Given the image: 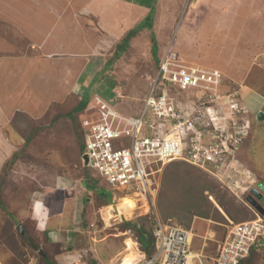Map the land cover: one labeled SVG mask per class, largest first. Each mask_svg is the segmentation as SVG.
Here are the masks:
<instances>
[{
  "label": "rangeland",
  "instance_id": "374dc122",
  "mask_svg": "<svg viewBox=\"0 0 264 264\" xmlns=\"http://www.w3.org/2000/svg\"><path fill=\"white\" fill-rule=\"evenodd\" d=\"M32 1L0 0V49L5 54L11 50L9 54L20 61L0 66V91L8 89L16 98L5 104L0 101V140L6 145L0 143V264H46V257L58 264H120L127 238L137 243L140 254L144 253L138 232L124 222H136L152 232V211L143 199L137 202L132 218L117 215L114 204L125 193L113 191L97 171L84 163L80 126L90 107L91 111L100 107L96 93L123 114H138L159 58L170 45L185 64L222 75V105L215 104L213 123L206 117L212 130L214 122L218 131L224 130L217 140L231 148L224 152L217 167L207 166L214 173L182 159L162 168L159 165L161 170L154 175L157 192L153 210L165 221L192 228L195 249L216 252L233 223L253 217L246 198L256 182L264 183V119L257 118L264 106L252 108L249 103L253 95H264V0H183L175 14L173 32L168 30L164 40L158 39L156 57L150 37L131 43L133 34L125 50H116L118 44L110 38L114 43L111 50L91 54L88 50H63L64 55H55L51 61H42L31 45L44 40L54 43L56 36L51 33L45 38L32 31L40 22L39 15H45L40 34L46 35L61 12V1L54 2L57 12L33 7ZM40 1L45 4L50 0ZM56 46L47 47L52 50ZM31 60L36 62L31 64ZM55 60L58 66L53 65ZM68 62L73 71L68 70ZM73 75L77 76L75 82ZM89 86L94 91L89 103L69 117L67 113ZM197 95L199 92L191 90L180 92L178 97L190 106L202 107L206 114L208 103L202 104ZM224 99L239 110L224 103ZM88 173L97 178L94 188L85 186L86 180L91 182ZM101 193L112 202L108 204ZM42 203L50 211L48 228L60 229L59 237L42 230L41 225H46L32 216V206L36 209ZM108 205L114 207V217H107ZM204 212L210 217H203ZM19 224L24 225L23 233ZM25 235L33 238L37 247L31 246ZM259 261L255 258L252 264Z\"/></svg>",
  "mask_w": 264,
  "mask_h": 264
},
{
  "label": "built area",
  "instance_id": "2783aa9c",
  "mask_svg": "<svg viewBox=\"0 0 264 264\" xmlns=\"http://www.w3.org/2000/svg\"><path fill=\"white\" fill-rule=\"evenodd\" d=\"M221 88L219 71L185 64L170 45L159 58L138 114L127 116L96 93L100 107L97 111H91L90 107L89 115L82 120L84 163L87 157L86 165L97 171L113 191L139 194L153 213L154 250L150 255L141 253L136 264H240L253 250L260 256L258 264H264V213L247 198L254 216L233 223L213 254L193 247L192 228L165 221L153 210L157 192L154 175L164 165L182 159L204 169L210 164L217 167L224 152L231 148L217 140L224 130L218 131L214 122L217 134L213 135L216 131L210 127L215 119L212 115L215 104H221L223 99ZM191 90L199 92L197 99L203 100L202 104H209L205 107L206 114L202 107L190 106L178 97L180 92ZM228 100L223 102L239 110ZM207 138H211L209 142Z\"/></svg>",
  "mask_w": 264,
  "mask_h": 264
},
{
  "label": "crops",
  "instance_id": "0c3cea01",
  "mask_svg": "<svg viewBox=\"0 0 264 264\" xmlns=\"http://www.w3.org/2000/svg\"><path fill=\"white\" fill-rule=\"evenodd\" d=\"M56 0H50L48 3L40 4V0H33V7L37 6L39 8L44 7V11L57 12L54 8V2ZM61 1L58 6V10L61 11L59 16L47 32L46 35L40 34L45 27V15H39L40 22L36 24L37 27L32 31L34 34H38L46 38L48 34H53L56 36L54 38L56 42L46 43L45 40L41 42H32V50H38L41 54V59L50 60L55 55L65 54L63 50H88L95 53V50H111L114 43H110V38L118 44L116 50H122L124 48V41L128 38L129 32L137 27L139 24L146 22L147 17L153 13L152 26H149V23L142 29L138 30L135 35L132 37L131 43L134 40H140L150 37V41L153 37L156 38L157 45L159 46L158 39L162 38L164 40L165 35L168 30L170 33L173 32L174 24L176 23V13L179 9L180 4L183 0H57ZM219 2V0H214ZM53 3V4H52ZM226 6V4H223ZM241 4H239L240 6ZM251 3L248 5V12L251 14ZM154 6V12L152 8ZM236 6V5H234ZM238 6V5H237ZM173 7V8H172ZM173 9V10H172ZM68 10V13L65 11ZM72 12V14H71ZM255 12V10H254ZM172 15V17H171ZM256 17V16H255ZM53 17H51L52 22ZM172 24L169 23L171 22ZM254 21V20H253ZM264 21V20H263ZM5 23V22H2ZM255 23V21H254ZM8 24L10 22L8 21ZM13 26L14 22L11 21ZM14 29V28H13ZM57 29L56 33L53 31ZM104 33V34H103ZM107 33V35H105ZM108 38L106 41L105 38ZM131 39V38H130ZM64 40V41H60ZM104 42V43H103ZM107 42V43H106ZM57 46L49 50L47 46ZM129 44V43H128ZM127 48V47H126ZM125 50V49H124ZM4 50L0 49V66L9 61H19L15 57L11 56L9 52L4 53ZM91 54V53H90ZM26 61V60H25ZM30 60H27L28 65L30 66ZM35 60H31V64ZM20 62V61H19ZM36 62V61H35ZM53 65L58 66V60L52 61ZM64 63V60L63 62ZM68 70L73 71L72 64L68 62ZM64 70V75H63ZM42 71V69H41ZM58 71V69H57ZM62 77L66 80L65 69H62ZM73 82L77 80V76H72ZM67 81V80H66ZM25 84V83H24ZM5 86V85H4ZM3 86V87H4ZM30 87V84L25 87L26 89ZM8 90V89H6ZM3 89L0 91V101L1 103H10L13 100L16 101V98ZM251 107L264 106V95L259 93L252 96V101L249 100ZM2 116V115H1ZM4 116H7L5 113ZM2 116V117H4ZM0 143L5 145V141L2 139ZM6 147V145H5ZM87 187V186H86ZM39 210V212L37 211ZM31 214L36 220V222H42L46 225L45 227L41 225L42 230L49 231L50 235H57L59 237L60 229L57 228H48L49 221L51 219L50 211L47 209L45 203L40 204L39 206H32ZM62 220V218H61Z\"/></svg>",
  "mask_w": 264,
  "mask_h": 264
},
{
  "label": "trees",
  "instance_id": "16d2710c",
  "mask_svg": "<svg viewBox=\"0 0 264 264\" xmlns=\"http://www.w3.org/2000/svg\"><path fill=\"white\" fill-rule=\"evenodd\" d=\"M152 11L154 12V6L152 8ZM152 19H153V13H151L147 19H146V22L144 23H141L139 24L137 27H135L133 30H131L129 32V35H128V38L125 39L124 43V48L122 50H124L127 46H128V43H129V40H130V37L133 36V34H135L138 30L142 29L143 27H145L147 25V23H149V26H152ZM152 43H153V53L155 55V57L157 56V53H158V45H157V41H156V38L153 37L152 38ZM94 92V91H91V87H86L85 89V92L83 94V97L82 99L79 101V103L71 110L67 113V115L69 117H73L74 116V113L75 112H80V111H83L84 108L87 106V104L89 103V100H90V96H91V93ZM112 94H110L111 96ZM82 121V120H81ZM80 134H81V140H82V144H81V152L83 153L84 152V148H85V144H84V128L82 126V122H81V126H80ZM30 140V137L26 139V141L28 142ZM17 157V154L14 153L13 155V161H15ZM176 161V160H174ZM183 162L185 163H188L190 165H193L191 164L190 162L186 161V160H182ZM172 162V161H171ZM169 162V163H171ZM194 167H197L195 165H193ZM199 168V167H197ZM201 169V168H200ZM86 170V169H85ZM88 176L89 178L93 179L94 182L91 184L92 188H94L97 184V178L95 176H91V174L88 173ZM87 178V179H89ZM101 196H103L105 198V201L110 204L112 201H110V199L108 198L107 194L105 193H101ZM113 199V198H112ZM85 201H88V199L86 198ZM0 204H1V201H0ZM203 217H206V218H209L210 217V214L209 212H204L203 214H201ZM252 216H254L253 212H252ZM165 217L166 218H169L167 214H165ZM125 226L127 228H133L134 230H136L138 232V241L141 245V248L142 250L147 253L148 255H150L153 250H154V237H153V234L151 231H148L146 228H144L142 225H139L137 224L136 222H133V221H125ZM24 226V225H23ZM24 239L31 245V246H36V243L34 242L33 238L29 237L28 235H25L24 236ZM37 247V246H36ZM255 258H258L260 260V256L259 254L253 250L252 254L250 257L242 260L240 262V264H252L253 261L255 260ZM44 261L46 262V264H58L57 262H54L52 261L50 258L46 257L44 258ZM94 263V262H93Z\"/></svg>",
  "mask_w": 264,
  "mask_h": 264
},
{
  "label": "bare ground",
  "instance_id": "6f19581e",
  "mask_svg": "<svg viewBox=\"0 0 264 264\" xmlns=\"http://www.w3.org/2000/svg\"><path fill=\"white\" fill-rule=\"evenodd\" d=\"M142 200L143 198L137 193H133L132 195L125 193L124 197L120 198L119 203L114 204L115 209L118 212L117 215L124 214L128 217V219L130 217L132 218L133 214H136L135 210L137 209V202ZM145 206L148 208L147 204ZM107 209V217H114V207L112 205H108ZM136 246L137 243H135L133 239L127 238L126 249L124 256L122 257L121 264H136V262L142 257V255L137 251Z\"/></svg>",
  "mask_w": 264,
  "mask_h": 264
},
{
  "label": "water",
  "instance_id": "95a60500",
  "mask_svg": "<svg viewBox=\"0 0 264 264\" xmlns=\"http://www.w3.org/2000/svg\"><path fill=\"white\" fill-rule=\"evenodd\" d=\"M257 118L258 120H262L264 119V112H259L257 114ZM87 163V157H85V164ZM94 182L93 179H91V182L89 180H86L85 181V186H88V185H91L92 183ZM258 192H256V190ZM254 189V191L252 192L254 194V196H256L257 198H259L261 200V202L264 203V183L262 182H259L258 183V186ZM252 194L251 195H248L247 199L257 208L259 209L262 213H264V207H262L259 203H258V200L254 197ZM18 228L21 230V232L23 233V226L22 224H19ZM41 253H43L42 250H40ZM45 256V254H44Z\"/></svg>",
  "mask_w": 264,
  "mask_h": 264
},
{
  "label": "flooded vegetation",
  "instance_id": "af4514ba",
  "mask_svg": "<svg viewBox=\"0 0 264 264\" xmlns=\"http://www.w3.org/2000/svg\"><path fill=\"white\" fill-rule=\"evenodd\" d=\"M258 183L259 182H256L253 186H252V188H251V190H250V192H249V194H251L253 191H254V189L258 186ZM256 190V189H255ZM256 192H258L257 190H256ZM259 193V192H258ZM260 194V193H259Z\"/></svg>",
  "mask_w": 264,
  "mask_h": 264
},
{
  "label": "clouds",
  "instance_id": "9594fccd",
  "mask_svg": "<svg viewBox=\"0 0 264 264\" xmlns=\"http://www.w3.org/2000/svg\"><path fill=\"white\" fill-rule=\"evenodd\" d=\"M121 264V263H120Z\"/></svg>",
  "mask_w": 264,
  "mask_h": 264
}]
</instances>
